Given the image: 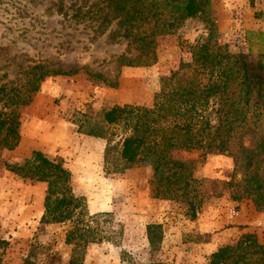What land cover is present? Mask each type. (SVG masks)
Instances as JSON below:
<instances>
[{"label":"rangeland","instance_id":"1","mask_svg":"<svg viewBox=\"0 0 264 264\" xmlns=\"http://www.w3.org/2000/svg\"><path fill=\"white\" fill-rule=\"evenodd\" d=\"M156 3L163 19L181 14L180 3ZM117 20L107 0H0V84H23L27 71L39 63L51 69L85 68L116 82L113 86L85 72L48 75L29 104L18 110L19 143L12 150L0 148V264H69L75 255L81 256L80 264H182L181 259L175 263L178 256L165 255L163 238L150 244L146 226L160 224L163 237L176 230L181 240L187 230H194L192 221L201 213L218 217L230 209L227 193L208 196L212 179L230 177V157L208 154L204 163L197 162L194 175L203 179V201L190 220L183 203L151 198V168L127 165L119 158L127 131L122 121L107 124L103 115L115 105H150L162 79L191 60L198 42L247 52L264 63V0H205L200 16L184 18L178 27L156 36L157 58L146 66L117 62L138 53L127 45L122 29L113 33ZM34 150L61 160L71 171L73 194L84 208L77 234L91 226L100 241L77 237L67 244L71 222L40 224L47 184L6 169V164H23ZM201 154L176 152L179 158L197 161ZM241 203L251 230H240L254 232L264 242V211H256L251 200ZM229 227L224 224L218 231ZM192 238L204 241L207 235Z\"/></svg>","mask_w":264,"mask_h":264},{"label":"trees","instance_id":"2","mask_svg":"<svg viewBox=\"0 0 264 264\" xmlns=\"http://www.w3.org/2000/svg\"><path fill=\"white\" fill-rule=\"evenodd\" d=\"M175 2L181 4L180 16L172 13L163 19L156 0H107L118 18V29L113 33L122 29L127 45L138 52L133 58H118L119 64L154 63L156 36L178 27L184 18L200 16L205 6V0H171L170 4ZM80 72L116 85L85 68L51 69L40 63L27 71L23 84H0V148L12 150L18 145V110L29 104L46 76ZM103 119L107 124L122 121L125 126L119 158L127 165L151 168V198L183 203L185 215L194 220L203 201L199 197L203 179L194 175L197 162L204 163L208 154L225 155L232 161L230 177L212 179L208 196L227 193L234 202L248 199L256 211H264V63L247 52L231 53L215 42H198L192 48L191 60L181 62L162 79L150 105H115L104 112ZM193 150L202 151L198 161L176 156L178 151ZM6 169L47 184L39 222H71L74 227L66 234L67 244H74L77 237H89L84 240L88 242L102 239L91 226L78 236V216L84 208L73 194L71 171L61 160L34 150L23 164H6ZM161 229L158 223L146 226L150 244L161 241ZM80 260L81 256L75 255L69 264H80ZM21 264L32 263L25 260ZM207 264H264V242L254 232H242L234 243L213 251Z\"/></svg>","mask_w":264,"mask_h":264},{"label":"crops","instance_id":"3","mask_svg":"<svg viewBox=\"0 0 264 264\" xmlns=\"http://www.w3.org/2000/svg\"><path fill=\"white\" fill-rule=\"evenodd\" d=\"M228 204L230 209L227 212H223L221 216L211 217L208 212L201 213L192 221L194 230H187L189 234L181 240H178L179 233L176 230L165 232L162 240L163 251L166 252L165 255L178 256L175 263H180L183 260L182 264H207L213 251L236 240L237 236L243 232L240 230L242 226V229L251 230L250 221L245 217V208L242 207V203L230 200ZM233 207L238 211V214L233 215L231 213ZM224 224H229L233 227H229L228 230L218 231ZM246 225L249 226L245 228L244 226ZM194 235H207V239L197 241L192 238Z\"/></svg>","mask_w":264,"mask_h":264},{"label":"built area","instance_id":"4","mask_svg":"<svg viewBox=\"0 0 264 264\" xmlns=\"http://www.w3.org/2000/svg\"><path fill=\"white\" fill-rule=\"evenodd\" d=\"M231 213H232L233 215H236V214H238V211H237L236 209H232V210H231Z\"/></svg>","mask_w":264,"mask_h":264}]
</instances>
